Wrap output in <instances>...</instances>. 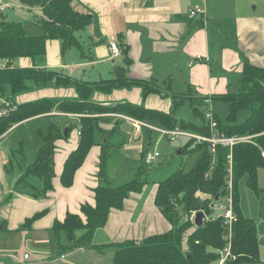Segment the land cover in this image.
I'll list each match as a JSON object with an SVG mask.
<instances>
[{
    "label": "crops",
    "instance_id": "crops-1",
    "mask_svg": "<svg viewBox=\"0 0 264 264\" xmlns=\"http://www.w3.org/2000/svg\"><path fill=\"white\" fill-rule=\"evenodd\" d=\"M4 4L5 9L0 10L1 17L6 16V6L15 5L23 12L18 14L19 21L25 25L28 36L38 38L45 35L44 29L34 24L30 15L33 12L37 17H43L40 7L25 6L19 0H4ZM71 5L79 13L89 14L92 18L85 29L75 31L83 50L72 47L64 52L61 39H48L44 59L35 63L38 70L54 69L81 81H91L94 89L91 100L97 103L111 105L133 102L169 112L174 106L172 96L181 94L184 95L183 99L191 96L201 98L202 104H208L205 99L213 104L217 101H213V96L239 90L243 56L253 65L264 67V0H71ZM199 7L202 12L190 18V11ZM112 42L128 46L131 63L126 74L129 80L146 81L160 89V93L152 91L144 96V88L137 84L116 86L110 91L97 87L102 80L114 79V68L122 63V55L115 59L111 57L109 45ZM197 56L202 59L198 60ZM3 60L8 63L7 58ZM16 62L21 67L34 65L32 58L27 57L16 59L14 65ZM10 91L7 87L6 95L0 92V107L4 101L14 102L18 106L20 103L51 98L54 105L52 111L32 116L18 124L33 122L36 133L38 130L47 131L53 125L64 137L55 142L56 176L53 179L54 188L49 191L44 190V180L39 176H24L28 164L24 169L20 165L18 172L13 169L14 173L9 176L7 166L12 149L0 144V264H53L46 260L45 254L33 249L36 251V246L48 244L51 237L53 240L58 238L52 229L53 224L56 220H64L67 212L78 213L84 203L95 204L94 189L100 180L98 166L101 146L94 145L90 150L86 161L75 174L73 185H62L65 160L78 147L81 117L88 115L64 112L60 109V102L80 99L78 90L75 85H58L56 80H51L45 86L29 82V89L15 96H18V100L9 98ZM212 109L214 114L219 115L214 105ZM100 116L105 118L100 123L101 127L116 129L112 136L122 137L119 142L126 143L123 131V121L129 122L126 115L103 113ZM145 131H138L144 132V141ZM4 135L0 136V140ZM151 143L147 141L149 146ZM32 176L38 180L31 179ZM244 178L245 184L261 199V214L256 220L247 215L239 197L244 217L256 223L260 264H264V166L258 171L257 193L247 183V177ZM145 189L132 193L125 200L124 208L111 211L104 228L111 234L113 242L142 239L164 233L171 227L155 204L157 186L146 203L142 204ZM41 211L45 213L36 219L31 228L23 226L26 218ZM133 214L136 215L135 220ZM220 214L221 211L215 216ZM16 236H21L19 256L8 249L12 245L11 239ZM26 253L28 257H25Z\"/></svg>",
    "mask_w": 264,
    "mask_h": 264
},
{
    "label": "trees",
    "instance_id": "trees-1",
    "mask_svg": "<svg viewBox=\"0 0 264 264\" xmlns=\"http://www.w3.org/2000/svg\"><path fill=\"white\" fill-rule=\"evenodd\" d=\"M25 6L40 7L43 17H35L45 35L43 37H29L21 21L8 20L2 15L0 22V59L7 58L8 66L0 71V92L7 94L10 88L13 99L17 94L29 89V82L38 86H45L49 81L56 80L57 84L75 85L80 99L63 100L60 109L68 113H82L88 116L81 117V138L78 147L72 151L65 160L61 182L64 186L74 183L77 170L84 164L86 157L94 145L101 146L100 154V183L95 187V204L84 203L78 213L67 212L64 220H56L52 229L57 237L65 236L67 243L59 241V251L79 249L80 247H93V239L97 229L104 228L109 220L112 210H120L125 206V200L134 192L140 193L146 188L143 165L141 164L132 180L113 186L108 182L106 164L112 155L109 138L116 129L102 128L100 123L105 120L103 113H120L132 116L142 121H148L158 127L191 130L210 135L206 126L204 114L198 109L202 105L201 98L184 97L178 94L172 96L173 108L166 112L133 102H117V104H101L91 100L93 86L91 81H81L76 77L62 74L54 69H37L35 61L43 60L46 54L48 39H61L63 51L77 47L83 50L82 44L75 33L76 30L85 29L92 22L91 15L81 14L71 5V0H19ZM122 51V63L114 68L116 77L111 80H102L97 87L110 91L116 86L137 84L144 88V96L152 91L160 93L148 82L129 80L127 69L131 63L128 56V46L119 45ZM21 57L32 58L34 65L21 67L14 65L16 59ZM244 57L241 86L237 92L213 96V101L224 102L228 106L229 116L226 121L216 115L217 128L227 136L252 135L251 141L239 143L234 146L233 156V184L235 198V212L238 216L233 224L232 248L234 261L228 264H260L259 240L257 226L253 219L245 218L240 210L239 181L247 177V183L257 193L259 190L258 171L264 166V67L253 65ZM185 101L190 102L194 114L200 117L201 122L185 120L176 115L178 108ZM197 102L199 104H197ZM18 109L9 115L0 118V136H3L13 125L35 115L45 114L54 108L51 98L33 100L18 104ZM248 110L250 115L243 122L238 121L241 111ZM148 130L151 138L154 130ZM43 145L37 150L34 163L27 167L26 174L36 175L44 180V190L53 189L55 142L64 137L60 130L51 126L47 131L38 130ZM106 139V141H104ZM188 153H198V158L188 171L178 168L170 176L156 183L157 190L154 201L161 214L165 216L171 227L161 234H153L142 239H127L121 242H112L115 253L114 264H216L221 255L220 251L228 242L223 216L206 218L204 225L197 227L191 221L192 212L207 210L211 203L219 196L225 200L228 180V154L229 150L218 145L215 152L207 142L200 143L189 138L178 149ZM45 211L36 212L24 223V227L31 228L36 219ZM84 231L78 236V231ZM95 247H102L96 245Z\"/></svg>",
    "mask_w": 264,
    "mask_h": 264
},
{
    "label": "rangeland",
    "instance_id": "rangeland-1",
    "mask_svg": "<svg viewBox=\"0 0 264 264\" xmlns=\"http://www.w3.org/2000/svg\"><path fill=\"white\" fill-rule=\"evenodd\" d=\"M6 1L9 2L10 0ZM6 7L7 8L4 14L6 15L8 20H21L19 19L20 16L18 14H21L23 12L19 11V8L17 6L9 5ZM30 15H32L34 24H36V20L34 18L37 16L34 15L33 12H30ZM28 25L31 24L29 23ZM38 60L39 59H37L36 61ZM120 62L121 61L119 60V63ZM16 64L20 65V63L18 62H16ZM15 99L18 100V96L15 97ZM213 105L215 108V112L219 113V116L222 118V120L226 121L229 116L227 104L224 102L216 101V103L213 102L212 106ZM197 107L201 114H204L208 108L206 104H202L201 106L198 105ZM176 115L178 117H182L187 121L195 120L198 123L201 122L200 117L194 114L193 107L191 106L190 102H186L181 105L176 111ZM249 115L250 112L248 110L241 111L238 117V121H245V119ZM129 122L123 121V131L127 140L126 143L121 144L119 142L122 137L117 138L112 136L108 140V144L111 146L112 150V155L108 158V162L106 164L108 182L113 186H119V184L126 183L132 180L136 174L135 172L137 168L141 164L143 165L142 150L148 147V149L151 151H158L160 153V156L158 157L159 159L157 162H154L152 165L144 164V168L146 170L144 178L147 181V184L145 186L146 189L143 193L141 201L142 204H145L149 194L152 192L158 181H161L163 178L170 176L178 168H183L185 171H188L195 160L198 158V153H188L184 150H178L188 139L177 138L175 141L171 142L167 137H162L161 133L159 134L158 132H153L152 137L149 138L147 134L148 130L147 132L145 131L146 141H144V132H138L137 130H134V128L132 127V123ZM148 123L153 125L150 122ZM147 141L152 142L150 146L147 144ZM0 144L12 149V152L10 151L9 154L10 164H8L7 166L9 170V176H11L14 173L13 169L18 172L20 165L24 169L27 164L32 165L34 163L35 154L37 150L43 145V141L38 133H36L33 122H25L9 129L6 135L1 138ZM100 164L101 160L98 166L99 176ZM34 178L35 180H38V178L35 176L31 177V179ZM239 184V196L241 198V203L244 206L245 212L247 213V215L249 214L251 217L258 220L261 214V211H259L261 207V199L258 198L254 194V192H252L247 184H245V178H242L239 181ZM220 211L221 209L217 208L210 217L215 216ZM135 218L136 215L133 216L134 220ZM83 233L84 231L82 230L78 231V236L82 235ZM59 241L63 244H65V242L67 243L64 235H61L60 238L54 240L51 237L50 242L47 241L48 244L38 245L36 246L38 250H33L34 252L40 251L41 253L45 254L47 256L46 260L52 261L53 264H114L113 256L115 253V248L114 246L110 245L113 242V239L111 237V234L108 233L105 228L97 229L92 242V245H94L93 247H80L79 249L68 248L63 252L64 258H62V254L59 251V246H57ZM20 242L21 236H16L11 239L12 245L8 247V249L10 251H13L16 256H19L22 249V247H20ZM96 245L106 247H102L100 249L99 247H95ZM262 248L264 251V243ZM28 249H30V247H28Z\"/></svg>",
    "mask_w": 264,
    "mask_h": 264
},
{
    "label": "built area",
    "instance_id": "built-area-1",
    "mask_svg": "<svg viewBox=\"0 0 264 264\" xmlns=\"http://www.w3.org/2000/svg\"><path fill=\"white\" fill-rule=\"evenodd\" d=\"M5 9L4 0H0V10ZM199 12H202V9L199 7L197 9H192L189 13L190 18H195L199 15ZM110 49H111V57L115 59V57L121 56V47L117 44V42L110 43ZM198 60H201V56H197ZM4 58L0 59V68L7 67V62L3 60ZM207 105V110L204 113L205 114V122L206 126L210 129V135L194 132L191 130H185L181 129L180 127H175L174 129H167L164 127H158L155 125L149 124L147 121H142L134 117H128L126 118L133 124L135 130L142 131L144 128H149L151 130H154L161 133V136L167 137L171 142L175 141L177 138L182 139H189L193 138L196 141L203 143L207 142L211 146V152H215L216 147L220 144L224 147H226L229 150L228 154V180H227V194L225 196V200L223 201H216L214 200L210 208H212L213 211H215L217 208L221 209V214L219 216L224 217V222L226 227H228V234L226 241L228 244L226 247H224L220 251V259L216 264H228L229 261H234L237 258V255H233L231 248H232V234H233V224L235 221H237L238 216L234 210L235 208V198H234V184H233V156L232 151L235 145L239 143H243L246 141H251L252 135H246V136H239V135H231L227 136L225 133H222L219 128H217V120L216 115L213 112L212 109V103L211 100L205 99ZM19 106H17L16 103L10 102V101H4L3 104L0 107V118H3L4 116L9 115L11 112L18 109ZM160 156V153L158 151H151L147 150L144 153V164L145 165H152L154 162L158 161V157ZM264 156V153H263ZM196 211L192 212V222L195 225V214ZM196 226V225H195ZM29 254H25V257H28ZM64 258V256H62Z\"/></svg>",
    "mask_w": 264,
    "mask_h": 264
},
{
    "label": "water",
    "instance_id": "water-1",
    "mask_svg": "<svg viewBox=\"0 0 264 264\" xmlns=\"http://www.w3.org/2000/svg\"><path fill=\"white\" fill-rule=\"evenodd\" d=\"M64 133H66V130L64 131ZM104 141H106V139H104ZM215 199H216V201H219V196H216ZM195 214H196L195 220H194L195 225L197 227H201V226L204 225V222H205L206 218L210 217L212 215V208H209V209H207L205 211L204 210L196 211Z\"/></svg>",
    "mask_w": 264,
    "mask_h": 264
}]
</instances>
